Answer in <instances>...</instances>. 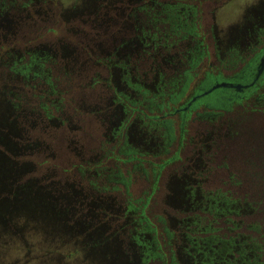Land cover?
Returning <instances> with one entry per match:
<instances>
[{
	"label": "rangeland",
	"instance_id": "rangeland-1",
	"mask_svg": "<svg viewBox=\"0 0 264 264\" xmlns=\"http://www.w3.org/2000/svg\"><path fill=\"white\" fill-rule=\"evenodd\" d=\"M89 2L0 0V10L13 12L10 17L18 21L0 26V119L9 133L17 127L20 110L31 123L41 118L50 125L48 130L44 124L30 128L33 150L15 156L22 167L33 166L22 181L46 183L50 178L65 191L76 192L62 195L63 200L80 199L79 210L54 206L40 212L65 213L70 225L86 232L84 241L117 230L116 240L101 247L116 250L118 256L106 252L112 255L110 264H165L174 259L171 247L181 241L192 245L193 262L185 264H199L200 251L205 259L216 256L217 262L230 255L236 263L241 255L247 264H264V250L261 256L256 253V247L264 245L259 236L264 231V99L253 96L215 119L198 115L203 106L185 119L172 115V132L161 126L163 117L156 118L184 106L213 77L236 76L252 51L262 48L264 0H99L109 6L101 11L104 17L117 22L110 36L98 34L99 27L91 25L99 17L96 4ZM111 36L114 44L106 42ZM125 45H130L127 52L146 50V63L118 55L108 61L106 53L98 52ZM125 61L129 85L139 92L130 93L120 81L118 93H125L127 107H121L123 114L114 117V125L104 123L99 88L108 96L117 89L112 74ZM107 84L112 91L105 90ZM263 92L264 83L259 88ZM133 125L137 131H131L129 145L146 160L142 173L134 172L129 185L120 189L105 186L98 171L107 173L118 155L132 154L122 144L125 129ZM138 131L147 144L135 136ZM89 177H96V184ZM8 201L11 209H5L6 203L0 206L7 213L16 207ZM24 215L29 217V208ZM2 219H8L6 214L0 215V224L11 232L0 264L82 262L67 259L61 244L53 246L60 250L53 253L18 250L27 236L18 238L22 228L12 229L11 222ZM181 224L185 228L179 232ZM222 239L232 243L231 250H223ZM50 244L45 238L36 245ZM106 253L101 252L108 258ZM144 254L148 260L142 263ZM95 261L90 258L87 264Z\"/></svg>",
	"mask_w": 264,
	"mask_h": 264
},
{
	"label": "trees",
	"instance_id": "trees-1",
	"mask_svg": "<svg viewBox=\"0 0 264 264\" xmlns=\"http://www.w3.org/2000/svg\"><path fill=\"white\" fill-rule=\"evenodd\" d=\"M220 88H223L225 92L230 96H233L234 93L237 92L234 88ZM220 88L214 89L212 93H206L200 96L197 100L207 102L212 96H214V94ZM247 93H250V91H248ZM196 103L197 101H195L193 105H195ZM236 103L237 102L234 101L231 103V105H226V107L218 103V105L221 107V110H224L227 107L231 108V110H226L221 114L223 115L227 112H231ZM209 111H216V109L212 108L209 109ZM185 112L188 116L191 111ZM8 113L10 114V111H8ZM15 114L13 115L15 116ZM24 114H26V118L21 119L20 117H22V115L24 116ZM15 117L16 121L18 120L17 127L15 125L16 128L14 132L11 131L10 133L6 126V122L0 119V132L6 131V133H0V206L3 203H6L5 209H11V205L8 201L9 199H11V202L16 205V207L13 206L14 210L27 213L29 208V217L23 214L19 215L18 213L6 214L8 220H10L9 222H11L10 227L12 229L22 228L21 231L18 232L20 234H18V238H22L25 235L27 236L26 240L22 239L21 242L23 243V245L22 247H19L18 250L31 249L32 251H34L38 250L39 248L44 252L49 250V253H53L56 251L60 252V250L58 249H53V246L61 244L62 246H66L67 248V251L65 253V257L67 259L80 258L82 260L80 264H87L88 260L92 258L96 260L94 264H107L105 262L103 263V261H106L110 264L111 262H113V260L110 259V262L108 260L109 258H112V255L106 252L113 250L112 254L115 253L118 256L116 250H114L113 247L111 250V247L109 249L106 248V250L101 247L105 246L106 243H109L110 239L114 238L116 240L118 235L117 230H114L113 233H110L109 235L104 236L103 232H101L97 235H94L95 238L93 239H90L89 237L90 242H88L87 244V241H89V239L84 241V235L86 232H84L83 230L76 229L75 225H70L67 221V219L69 218H66V216H64L65 213L63 215L44 213L48 212L49 209L53 210L54 206L64 208V210L67 209L68 211H70V209L79 210L80 199L75 197L71 203H68L65 199L63 200V198L61 197L62 195L75 194V191L73 193L72 190L71 193L70 191H65L66 189H63L60 186L59 181H54L50 178L46 180V183L39 179H29V181L27 180L26 182L22 181L24 174L28 170H32L33 166H30V164L27 167H22L19 163L18 158H16L15 156L20 154H29L33 150V145L30 136L31 130L29 131L30 128H32V130H37L38 128H35L37 124L38 127H40L39 124H44L45 126L43 127L48 130L50 125L48 124V122L42 121L41 118H34L35 121L31 123V117H28V114L26 112L22 113L21 110ZM10 137L12 138L10 139ZM9 139L12 140V143L8 142ZM34 144L35 147H38L40 145V143L36 141L34 142ZM131 161L133 162L130 166L128 165V162ZM145 161L146 160L142 156V153H139L138 151H132V154L126 157L118 155L116 157V164L114 168L110 169L107 173H101L100 171H98L99 174L103 175L97 177L103 179V181L106 182L105 186L109 184L112 185L111 187H113L114 189H120L121 184L127 186L129 185L130 179L134 172H137L139 175L142 173L143 169L141 165L142 163H145ZM125 165L128 166L124 170L123 168ZM82 176L85 175L82 174ZM95 178L96 177H89L88 179L92 181L91 183L96 184V182L94 181ZM82 202L85 201L82 200ZM61 203L66 206H60ZM5 209L0 207V211H6ZM42 210L44 211L43 213L40 212ZM43 227H47V229L44 230ZM9 232H11L9 231V229L3 230L2 224H0V237H5L0 239V257L4 255L3 248L7 244V241H5V239L8 237ZM38 235H40V237ZM259 236H261L260 238L264 239V231L261 232ZM45 238L47 239V242L51 243L49 246L45 247L36 245L38 242L43 243V240ZM176 248L178 247H171L172 255L170 256H173L174 259H172L171 262L167 261L165 264H185V262L182 260L183 258L181 257L179 248L175 251ZM263 250L264 245L262 244V247L258 245L256 247L257 255L261 256ZM102 251H105V253L110 256H108V258H105V256L107 257V255L103 256L101 254ZM260 264L263 263L261 262Z\"/></svg>",
	"mask_w": 264,
	"mask_h": 264
},
{
	"label": "flooded vegetation",
	"instance_id": "flooded-vegetation-1",
	"mask_svg": "<svg viewBox=\"0 0 264 264\" xmlns=\"http://www.w3.org/2000/svg\"><path fill=\"white\" fill-rule=\"evenodd\" d=\"M88 4H96V10L94 12H97L96 14H97V17H99V19H92L91 25L93 27H99V29H98L99 32H97V33L98 34L105 33L106 36L107 35L110 36V34L115 35L113 33V29H114L115 25L117 24V22L112 23L111 19H110L111 17H104L103 12H101L102 9H107V10L109 9L108 3L105 4L106 6H103V5H101V3H99V0H90V2ZM86 7H88V5H86ZM20 9L24 10V9H26V7L22 6ZM89 12H91V10H89ZM10 13H11V16H13V14H14L13 12L7 13V12H5V10H0V26L10 27V25L18 23V21H15L14 18L10 17ZM126 24H127V22L123 23V25H122L123 28H121V29H124L127 26ZM114 31H115V29H114ZM117 32H120V30L117 29ZM99 36H101V35H99ZM91 41L94 43L95 40L91 39ZM114 41H116V39L112 38V36L110 38L106 39L107 43L114 44L113 43ZM226 42L227 41H225V43ZM126 46H130V45H125V47L120 46L119 47L120 49H118V50H117V48H115L114 50L110 49L109 51L104 50L103 48H99L100 51H98V52L100 54L106 53V55L104 56L105 57L104 59H106L108 61L112 57L114 58V56L118 55L119 58H121V57H125V58L138 57L142 60V64L146 63L144 60L146 57V54H147L146 50H141L140 48H137L136 50H132V51L127 52ZM92 52L94 54H97V50L94 49L93 47H92ZM252 53H253V57L244 64V66L240 69L239 73L236 76L225 77L223 75H220L219 77H213V80L209 84L200 88L195 93V95L189 101L186 102L187 104L185 103L186 105L175 108L172 111H167V112H165V114H163L161 116H157L156 118H160V117L164 118V120L162 122H160L162 124L161 126L165 130L172 132L173 131V121L170 118V116L175 115V114H179L182 119H185V117H187V114L185 111H192L196 107L203 106L205 108V111H202L201 113L198 112L199 116L207 115L208 118L211 117L212 119H215L217 117L222 116L221 113H223L224 111L231 110L230 107H227L224 110H221V107L218 105V103H220V105L226 107V105H231V103L234 101L237 102L238 104H242L245 102V100H247L253 96H256L255 99H257V100L264 99V92L259 93V88L264 83V45L259 50H255V51L253 50ZM133 59L134 58H132V60ZM32 64H33V66H37V63H35V61L32 62ZM127 64H128V61H125V64L120 66L119 69L114 68V73L112 74L113 75L112 80L115 83L116 88L120 87L121 86L120 83L123 81V83H124L123 87L125 89L130 88V90H131L130 93H132L133 89L130 87L129 80H128L130 77H129V75H125V74H128L130 72V69H129L130 67ZM124 68H127V70ZM136 68H138V66H136ZM149 69H150V67H149ZM133 70H134V68H133ZM224 81H226L228 83V85H222L220 87L232 88V89L234 88L237 92H235L233 96H230L229 94H227L223 88L217 87L220 89L207 102H202V100H200V101L197 100L200 96L204 95V94H202L204 91L211 89L216 83H220V82H224ZM254 81H255V83L252 85L251 83ZM231 83H233L235 85L231 86L230 85ZM239 84H241L242 86L241 87L238 86ZM104 87H105L106 91H108V92L112 91V87H110L108 84L105 85ZM99 90L100 91L98 94V96H99L98 100L103 103V105H101V107L98 109L101 111L100 117L103 118L102 120L104 121V123L108 121V122L113 123V125H114L116 122V119L118 118V115L123 114L121 111V107L122 106H124L125 108L127 107L126 103L124 102V94L125 93L121 92L119 94L118 93L119 89L117 88L114 91H112L113 92L112 94H109L110 96H108V94L106 95L105 93L101 92V90H103V89L99 88ZM133 91L139 92L137 90H133ZM212 91H210L208 93H212ZM248 91H250V93H247ZM195 97H196V99H194ZM195 101H197V103L195 105H193ZM104 102H105V104H104ZM212 108H215L216 111H209V109H212ZM9 111H10V114H12L14 112L13 109H11ZM114 117L116 118L115 120H114ZM115 127L116 126H113V129ZM132 130L137 131L136 128L134 127V125L127 127L125 129V134L123 135L124 138H126V140H124V143L122 144V147L124 146L125 152L134 151L133 146L131 144L129 145V143H131L130 140L132 138L131 137V135H132L131 131ZM122 134H123V132H120L119 135H122ZM135 136H137L140 143L147 144L146 141L143 140V138H142L143 135H141V132H139V133L136 132ZM125 147H127V149H125ZM14 213H18L19 215H21V214L24 215V213H26V212H20L18 210H13V209H12V211H9L8 213H7V211H0V215L14 214ZM3 221L8 223L10 220H8V219L3 220L2 219V222ZM182 228H185V226H182V224H181L180 226H178V231L181 232ZM181 242L182 243H180V245L177 244L176 246L180 250L179 252L181 253V257L183 258L182 260L184 262L192 263L193 257L191 255V253L189 252L191 250L190 247H192V245L186 244V242H183V241H181ZM222 245H223V250H231L232 249V243L227 241V240H223ZM137 246H139V248H141V245L139 243ZM142 248H144V246ZM225 254H226V252H225ZM202 256H203V252L200 251V253H197V258H198L197 260H199L198 261L199 264H247L246 261L243 258H241V255H240L239 259L236 261V263H234L232 261V259L229 257L230 255H227L225 259H222L219 262H217L216 256L213 258H210V259H205ZM143 257H142L143 258L142 263L147 262V260H148L147 255L145 256V254H144ZM227 260H230L231 262H228Z\"/></svg>",
	"mask_w": 264,
	"mask_h": 264
},
{
	"label": "water",
	"instance_id": "water-1",
	"mask_svg": "<svg viewBox=\"0 0 264 264\" xmlns=\"http://www.w3.org/2000/svg\"><path fill=\"white\" fill-rule=\"evenodd\" d=\"M255 83V81L254 82H252L251 84L253 85ZM222 85H228V83L226 82V81H224V82H220V83H216L211 89H209V90H207V91H204L202 94H205V93H208V92H210V91H212L213 89H215V88H217V87H220V86H222ZM231 86H234L235 84H233V83H231L230 84ZM206 86V85H205ZM238 86H242L241 84H239ZM248 86V85H247ZM198 96V95H197ZM196 96V97H197ZM196 97L194 98V99H196Z\"/></svg>",
	"mask_w": 264,
	"mask_h": 264
}]
</instances>
